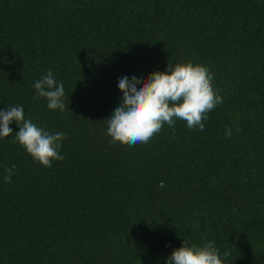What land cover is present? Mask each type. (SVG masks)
I'll list each match as a JSON object with an SVG mask.
<instances>
[{
    "label": "trees",
    "instance_id": "obj_1",
    "mask_svg": "<svg viewBox=\"0 0 264 264\" xmlns=\"http://www.w3.org/2000/svg\"><path fill=\"white\" fill-rule=\"evenodd\" d=\"M188 62L223 98L204 130L176 120L113 144L119 78ZM50 69L64 111L33 87ZM11 106L64 133V159L35 161L15 123L0 137V264H167L208 241L224 264H264V0H0V110Z\"/></svg>",
    "mask_w": 264,
    "mask_h": 264
},
{
    "label": "clouds",
    "instance_id": "obj_2",
    "mask_svg": "<svg viewBox=\"0 0 264 264\" xmlns=\"http://www.w3.org/2000/svg\"><path fill=\"white\" fill-rule=\"evenodd\" d=\"M213 74L207 66L191 62L168 64L167 71H155L143 80L133 76L119 78L118 88L122 100L114 109L107 122V135L113 144L125 145L147 143L163 126H174L176 120L186 122L189 129L203 131L208 113L223 103V98L214 89ZM34 89L38 97L46 98L50 110H65L63 97L64 86L57 83L51 69L37 80ZM15 123L19 131L15 132L14 141L44 167H51L52 161H62L59 149L65 134H51L25 118L23 107L11 106L0 110V137H10ZM236 131H240L237 127ZM231 137L232 130L226 129ZM15 165L6 169L5 181L11 182ZM230 253H224L227 257ZM167 264H224L219 249L212 241L202 247L183 245L175 249L167 259Z\"/></svg>",
    "mask_w": 264,
    "mask_h": 264
}]
</instances>
